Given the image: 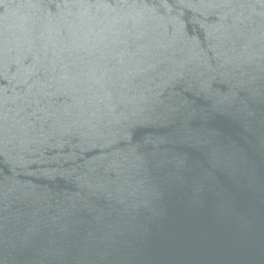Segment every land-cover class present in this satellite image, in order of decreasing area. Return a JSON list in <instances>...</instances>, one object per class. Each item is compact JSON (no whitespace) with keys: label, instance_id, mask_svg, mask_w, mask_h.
<instances>
[{"label":"water","instance_id":"water-1","mask_svg":"<svg viewBox=\"0 0 264 264\" xmlns=\"http://www.w3.org/2000/svg\"><path fill=\"white\" fill-rule=\"evenodd\" d=\"M0 264H264V0H0Z\"/></svg>","mask_w":264,"mask_h":264}]
</instances>
